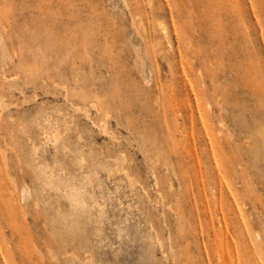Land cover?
Segmentation results:
<instances>
[{"label":"rangeland","instance_id":"1","mask_svg":"<svg viewBox=\"0 0 264 264\" xmlns=\"http://www.w3.org/2000/svg\"><path fill=\"white\" fill-rule=\"evenodd\" d=\"M0 264H264V0H0Z\"/></svg>","mask_w":264,"mask_h":264},{"label":"bare ground","instance_id":"2","mask_svg":"<svg viewBox=\"0 0 264 264\" xmlns=\"http://www.w3.org/2000/svg\"><path fill=\"white\" fill-rule=\"evenodd\" d=\"M56 137V136H55Z\"/></svg>","mask_w":264,"mask_h":264}]
</instances>
